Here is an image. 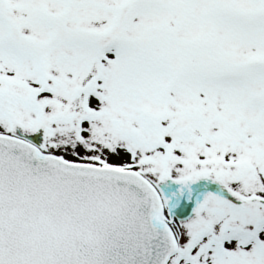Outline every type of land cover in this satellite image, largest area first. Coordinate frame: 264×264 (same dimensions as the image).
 Instances as JSON below:
<instances>
[{
	"label": "snow or ice",
	"instance_id": "1",
	"mask_svg": "<svg viewBox=\"0 0 264 264\" xmlns=\"http://www.w3.org/2000/svg\"><path fill=\"white\" fill-rule=\"evenodd\" d=\"M0 264H264V0H0Z\"/></svg>",
	"mask_w": 264,
	"mask_h": 264
}]
</instances>
